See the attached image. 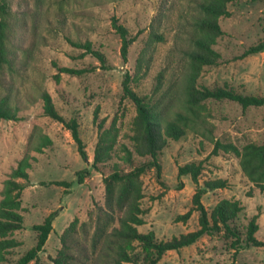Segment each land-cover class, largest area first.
<instances>
[{"label": "rangeland", "instance_id": "rangeland-1", "mask_svg": "<svg viewBox=\"0 0 264 264\" xmlns=\"http://www.w3.org/2000/svg\"><path fill=\"white\" fill-rule=\"evenodd\" d=\"M199 0H10V45L16 64L7 73L0 95L11 94L19 107L16 121L0 124V201L4 182L23 159L30 157V185L20 197V213L24 229L13 234L21 245L7 255L6 264L19 259L37 243L34 226L51 213L56 217L54 230L38 259L30 264H54L62 248L61 235L78 219V239L93 251V237L103 238L118 226V214L107 206L104 174L93 167L98 128L95 111L107 123L116 121L120 128L119 144L105 174L123 163V145L133 149V122L137 111L134 103L124 97L123 82L129 73L138 71L141 53L150 49L149 71L133 88L141 95L157 100L156 86L163 74L167 87L182 63L181 49L187 44L191 22ZM231 16L221 18L224 35L215 49L222 59L217 66L205 67L199 83L208 87L230 85L244 95L264 96V52L244 56L253 45L264 41V0H236L229 5ZM113 18L125 26L136 41L128 59L121 56V39L112 27ZM163 34V42H150L151 26ZM69 39L90 41L101 50L112 66L97 68L82 76L61 75L54 66L76 69L99 67L91 55L81 57ZM179 49V51H178ZM149 55V54H148ZM171 75L174 77L171 79ZM166 81V80H165ZM47 91L59 113L67 120L76 119L86 146L87 159L80 156L71 131L58 121L44 115L42 92ZM214 137L243 147L249 142L264 144V107L243 108L231 101H208ZM39 133L49 136L52 145L42 153L30 150V143ZM214 145L194 134L181 141L170 140L160 161L161 176L154 169L141 177L142 207L145 225L139 231H153L157 238L169 240L199 228V213L194 212L185 223L177 218L192 207L196 185L191 176L179 177V167L202 163L201 182L225 179L227 189L210 191L203 197L209 211L223 199H234L244 207L236 220L245 229L249 220L258 215L256 237L264 242V193L243 175L239 159L232 154L213 156ZM34 159V160H32ZM88 160V162H87ZM145 160H143L144 162ZM89 170L91 175L78 184V173ZM128 170V169H127ZM22 181V180H19ZM53 181L72 183L70 188L47 185ZM249 193L252 196H249ZM157 264H264V248L241 250L237 255L221 235L205 236L192 246L166 253Z\"/></svg>", "mask_w": 264, "mask_h": 264}, {"label": "trees", "instance_id": "trees-1", "mask_svg": "<svg viewBox=\"0 0 264 264\" xmlns=\"http://www.w3.org/2000/svg\"><path fill=\"white\" fill-rule=\"evenodd\" d=\"M236 0H199L197 12L191 22L192 29L188 32L187 44L181 49L182 63L175 72L176 78L165 87L168 79L160 74V86H156L154 100L139 94L134 83H139L150 69L152 56L150 49L144 50L138 60V71L131 76L125 75L123 82L124 97L132 101L136 107V117L133 122V149L123 145L121 163H115L110 175L105 169L114 158L119 144L120 128L116 121L107 123V118H100L99 111L94 114V123L98 128L97 143L94 151L92 167L104 174L107 206L118 214V226L113 227L103 238L93 237L92 248L89 249L79 241L80 229L86 228L84 223L78 227L75 219L61 235L62 248L54 259V264H157L163 256L171 251L189 247L205 236L221 235L229 244V248L237 255L241 250L249 248H264V242L256 237L259 231L258 215L253 216L245 229H241L236 220L244 210L241 202L234 199L220 200L209 211L203 203L206 193L227 189L229 183L225 179H206L201 182L204 167L202 163H188L179 167V177L191 176L196 185L190 210L177 218L187 222L194 212L199 213V228L192 232L174 236L169 240L159 239L153 231L142 233L139 227L145 225L146 211L142 207L141 177L148 170L154 169L158 177L162 173L160 156L170 140L181 141L194 134L204 141L214 145L212 155L232 154L239 159L243 175L255 188L264 193V144L249 142L239 147L232 142H222L214 137L215 126L210 121L211 113L208 101H231L243 108L264 107V96L244 95L230 85L208 87L201 85L199 79L205 67L217 66L222 56L214 48L225 33L220 24L221 18L231 16L229 5ZM255 1V0H253ZM10 0H0V86L6 84L7 73H13L15 58L10 45L11 20ZM151 26L150 42H163L165 37ZM112 27L121 39V56L127 61L131 46L136 41L130 37L128 29L113 18ZM70 44L83 53L81 57L91 55L100 63L93 68L60 67L57 63V77L65 74L82 76L92 73L97 68L111 70L106 55L96 49L92 42L74 41ZM179 51V49H178ZM264 52V41L251 46L244 56ZM149 54V55H148ZM174 75H171V79ZM166 80V81H165ZM44 115L60 122L71 131L80 156L88 158L86 146L80 135V124L76 119L67 120L57 110L51 95L44 91L41 94ZM19 107L11 94L0 95V124L2 121L19 119ZM49 136L39 133L30 143V150L42 153L50 147ZM34 160V159H32ZM143 160H145L143 162ZM32 168L30 157L20 161L4 182L3 198L0 201V264L7 263V255L18 248L21 243L13 238V234L24 229L25 219L20 213V197L30 185L28 170ZM128 169V170H127ZM91 175L89 170L78 173V184ZM22 180V181H19ZM70 188L72 183L53 181L44 183ZM249 196H252L249 193ZM56 214L48 215L41 224L35 225L37 243L26 252L18 264H30L38 259L40 252L54 230L53 223ZM88 249V250H87Z\"/></svg>", "mask_w": 264, "mask_h": 264}, {"label": "water", "instance_id": "water-1", "mask_svg": "<svg viewBox=\"0 0 264 264\" xmlns=\"http://www.w3.org/2000/svg\"><path fill=\"white\" fill-rule=\"evenodd\" d=\"M87 162H88V160H87Z\"/></svg>", "mask_w": 264, "mask_h": 264}]
</instances>
